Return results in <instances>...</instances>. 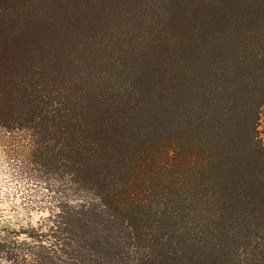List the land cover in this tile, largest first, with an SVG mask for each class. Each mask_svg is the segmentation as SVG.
<instances>
[{
	"label": "trees",
	"instance_id": "16d2710c",
	"mask_svg": "<svg viewBox=\"0 0 264 264\" xmlns=\"http://www.w3.org/2000/svg\"><path fill=\"white\" fill-rule=\"evenodd\" d=\"M135 1L0 0V130L28 133L36 159L117 212L76 207L57 247L0 237V264H123L118 229L150 232L157 264H212L167 249L185 234L228 248L264 237V0H142L128 30L101 37ZM187 200L206 202L204 228L184 222Z\"/></svg>",
	"mask_w": 264,
	"mask_h": 264
},
{
	"label": "rangeland",
	"instance_id": "374dc122",
	"mask_svg": "<svg viewBox=\"0 0 264 264\" xmlns=\"http://www.w3.org/2000/svg\"><path fill=\"white\" fill-rule=\"evenodd\" d=\"M150 2L136 0L133 3L135 4L133 10H130V7H128L129 9L119 8V10L115 9L108 13V21H103L108 25L104 27L105 32L101 34V37L110 41V37L116 34L119 28L124 27L125 30H128L129 27L125 26L130 23L131 12L138 8L144 12L143 8H146ZM125 4L130 5V2L127 1ZM153 11L155 10L153 9ZM75 38L78 49L83 48L84 39L87 37L77 35ZM89 54L93 55V52L90 51ZM82 92L84 91L82 90ZM80 96L81 93H79ZM258 133L264 143V105L260 110ZM28 140V133L12 134L0 130V237L10 236L11 238L18 234L20 235L17 236L18 240L25 243L22 245L24 249L34 251L38 250L36 246L39 243L35 237L36 233L47 234L43 239L56 247L57 243L60 244L67 240L66 233L64 231L59 233V229L62 225L65 227L66 214H76V207L83 205V209L87 210L89 205H93V211L98 213L102 217L101 219L107 221L116 218V210L109 203H106L107 208L105 209L106 206L101 205L104 203L97 193L93 189L84 188L72 173H65L62 168L55 170L52 168L53 166H47V161L42 162L36 159L31 154ZM64 145L65 142L62 141L60 146ZM153 172L151 171L147 178ZM158 195L153 198L160 199ZM191 200L192 198H190ZM173 201L175 199L171 198L167 203H173ZM190 201H184L186 209L184 208L182 215L187 217L184 222L186 221L188 224L191 222L189 227L193 229L204 228L205 220L201 217L198 218V215L208 209L206 202L192 201L191 203ZM163 204V200H157L154 206L161 209L165 206ZM74 206L75 208H73ZM204 214L206 215V213ZM82 216L84 217V215ZM80 218L83 219L77 215L75 220ZM183 230L185 231V228H179L176 234L179 232L182 234ZM203 233L204 231H201L197 235H203ZM145 234L148 237L144 235L140 240H136L137 235L130 239L124 230L118 229L115 232V240L122 249L120 260L123 264H157L159 254H155L149 248L150 239L153 238L152 234L150 232H145ZM27 235H31V237ZM261 235L258 232L257 237L241 238L236 243L230 244L229 248L224 242H205L209 237H204L203 240L196 238L198 246L187 234L180 236L183 239L181 245H178L177 241L170 243L166 234H161L160 241L171 244L170 248H167L168 250L177 248L181 253L182 250L183 253L185 250L188 257H185L184 261L194 259L205 263L210 259L212 264H264V237ZM135 241H138L139 244ZM210 249L212 250L210 251ZM226 249L230 251L225 253Z\"/></svg>",
	"mask_w": 264,
	"mask_h": 264
}]
</instances>
